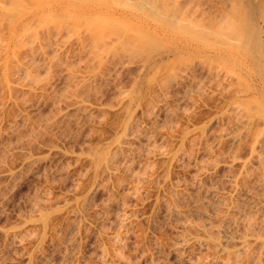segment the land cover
<instances>
[{
    "label": "rangeland",
    "instance_id": "374dc122",
    "mask_svg": "<svg viewBox=\"0 0 264 264\" xmlns=\"http://www.w3.org/2000/svg\"><path fill=\"white\" fill-rule=\"evenodd\" d=\"M12 2L0 0L1 40L8 37V24L28 22V8ZM29 27L32 36L39 28ZM23 41L30 45L34 38ZM34 44V53L23 49L7 63V78L0 61V264H199L208 253L176 252L174 236L187 221L218 225L217 193L230 192L226 177L238 170L239 157H249L248 140L230 150L223 137L235 133L229 117L234 114L222 113L225 94L205 79L203 69L201 92H188L187 80L165 89L151 80L132 111L126 100L137 77L135 64L118 65L81 88L77 82L92 68L75 42H46V55ZM24 67L31 72L26 75ZM79 98L90 116L74 110ZM126 108L138 139L117 151L107 168L99 167L91 155L114 137L130 114ZM232 159L237 161L229 164ZM130 170L143 172L144 180L138 183ZM171 200L182 217L168 211ZM39 208L46 212L41 220ZM122 213L127 214L120 225Z\"/></svg>",
    "mask_w": 264,
    "mask_h": 264
},
{
    "label": "bare ground",
    "instance_id": "6f19581e",
    "mask_svg": "<svg viewBox=\"0 0 264 264\" xmlns=\"http://www.w3.org/2000/svg\"><path fill=\"white\" fill-rule=\"evenodd\" d=\"M18 3L28 8V22L8 24L7 46H3L7 40L0 38L4 41L0 46V51H4L0 52L3 54L0 61L4 78L9 75L7 63L11 59L17 60L23 49L30 55L34 53L32 45L35 42L44 55L48 49L46 42L48 45H56L59 40L64 44L75 42L81 54L86 55L85 59L90 60L92 68L86 78L77 82L81 88L95 77L103 79L118 65L121 68H127L131 63L136 65L137 77L126 100L127 108H131L140 100V93L151 80L165 86L164 89L173 81L187 80L191 90L188 92H201L204 85L198 72L206 69L205 79L225 94L222 113L234 114L233 119L229 114L232 120L229 125L234 127L232 133H235L224 130L227 133L222 136L228 138L230 150L241 147L242 142L245 144L248 140L249 157L242 160L237 155L242 162L238 170L234 167L237 170L234 175L230 171L231 178L226 177L230 192L217 193V205L213 204V208H217L219 215L221 212L219 218L216 215L218 221L215 224L218 225L187 221L174 236L173 247L176 252L192 249L208 253L205 259H198L199 264H264V0H13L12 7ZM30 24L39 27L33 36L26 33ZM38 30L44 35L39 36ZM53 30L57 31L54 35ZM25 36L34 41L28 45L23 41ZM27 71L26 75L29 74ZM77 100L74 110H81L84 117L90 116L91 109L87 108V111L85 101ZM127 108L125 112L129 114L135 107L132 111ZM132 113L118 125L111 140L88 152L93 151L91 156L97 166L107 168L117 151L138 139ZM203 138L200 140L204 141ZM110 146L112 149H108ZM235 155L232 157L237 159ZM229 164L225 167L232 170L234 165ZM132 173L130 175L138 183L144 180L143 172ZM243 186L251 188L244 189ZM212 194L215 197L214 191ZM171 201L168 211L181 216L183 212L180 213ZM195 201L203 202L201 199ZM243 204L246 208L241 209ZM233 212L234 217H239H235L237 220L232 218ZM45 214L41 210L37 220L43 219ZM126 214L122 213L118 218L119 224L123 223ZM111 237L116 240L118 236Z\"/></svg>",
    "mask_w": 264,
    "mask_h": 264
}]
</instances>
